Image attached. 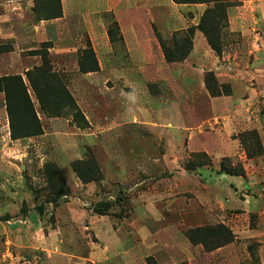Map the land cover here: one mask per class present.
<instances>
[{"label":"rangeland","instance_id":"1","mask_svg":"<svg viewBox=\"0 0 264 264\" xmlns=\"http://www.w3.org/2000/svg\"><path fill=\"white\" fill-rule=\"evenodd\" d=\"M32 2L30 11L34 17L23 18L27 23L25 32H22L24 36L32 33V23L62 16L61 0L59 3L55 0H33ZM69 3L72 1L70 0ZM57 4L60 6L61 16L50 19L49 16L56 13L58 9ZM201 5L206 6L205 10L211 6L210 4ZM185 14L192 19L197 12L190 10ZM91 17L90 22H95L96 19ZM101 17L107 32L108 28L113 30L112 37H109L110 43L116 46L117 50H121L122 36L113 14L104 13ZM81 21L84 19L71 16L67 22L71 28L70 36L61 35L62 30L59 31L60 35L57 32L50 33L49 39L46 37L48 40L40 36L35 42L28 44L34 49L24 53V57H30L32 68L29 71H35L33 78L40 93H45V89L49 90L47 93L49 94L53 91V87L59 83L62 84L80 110L85 123L80 120L78 124L73 119V110L65 104L63 99H59L56 103L51 102L49 106L50 109L58 110L56 116L44 113L24 73L21 79L27 88V94L41 126V134L32 137L42 136L46 128H49L53 134L52 139L47 137L44 139L45 142L30 145L27 156L22 160V169L20 167L16 169L17 182L15 183L17 186L21 185L23 194L22 216L26 217L33 211L40 219L54 221L56 215L66 214L64 207L68 203L73 212L78 213L77 216L80 215L81 210H85V214L82 213V215H86L87 222L90 216L93 219L97 218L100 223L103 221L111 225L120 233L125 244L128 241L137 244L139 238L136 231L142 225L153 234L150 242L159 246L171 241L163 234V230L174 233L176 238L188 241L185 235L188 229L222 224L228 227L235 237L233 243L226 246L229 250L224 254L225 263L229 256L231 264H251L252 255L249 247L256 245L259 263L264 264V170L261 171L264 169V104L262 103L264 94L255 97L251 106L248 105L252 108L248 110L251 114L250 120L245 119L246 128L237 133L233 132L229 136L228 125H226L229 115L224 109L220 108L219 113L214 117L208 114L204 92L206 91L211 98L217 97H212L207 91L204 75L209 72L213 74L216 87L212 86V89L220 91L219 97L231 95L230 82L226 79L221 81L214 72L209 70H204L203 77L200 79L198 73L202 70H196L195 60L191 58L192 56L189 58L193 46L183 61L167 63L164 59L172 67L185 64L184 82L177 83L183 88L181 95L166 90L165 94L158 96V84L152 81L147 86L148 92L152 96H157L159 101L165 102L173 98L181 101L183 107V140L176 145L182 150L177 149L176 156H170V160L180 159L181 170L177 169L175 173L168 174L163 168L165 161L161 158L165 148L164 138L161 137L163 134L158 132V129L138 128L136 125H115L118 120L117 107L120 101L118 97L111 94L114 82L86 79L82 76L87 72L99 70V67L90 47L81 49L77 46L78 30L82 28ZM199 21L197 20L195 25L191 24L186 29L174 33L172 38L181 40L186 35L187 29L196 27ZM225 28L222 30L219 42L221 53L216 54L209 46L212 54L220 59V63L223 64L221 62L223 56L234 52L246 58L253 56L249 53L252 49L244 50L237 47L236 35L229 37ZM154 33L159 42L161 38L156 30ZM172 38L161 40L173 47ZM67 42L71 46L70 50L63 55L56 54L58 46L62 43L66 45ZM11 49L9 45L0 46V54H7ZM90 50L96 62H93L90 54L84 55V52ZM188 58V64H186L185 60ZM94 65L95 69H93ZM245 66H254L257 70L260 67L264 68V65L252 63ZM41 70L45 72L39 74ZM51 74H54L55 78H51ZM198 82H202L204 88L199 89ZM40 83L41 86H39ZM221 86L224 88L221 89ZM155 117L159 118L158 111ZM197 133L202 134L201 137L204 138L201 142L203 150L194 147V134L198 135ZM244 133V142L241 143L239 137ZM229 139L235 140L236 143L233 144ZM196 144L198 145V142ZM88 159L93 160L101 178L99 181L83 184L73 172L72 164ZM224 160L230 161L232 169L243 168L244 174L240 177L246 180L248 186L246 189L235 192L234 188H230L226 178L217 177L218 174L229 175L221 171ZM194 164L198 165L197 167L210 168L216 174V178L205 185L199 183L204 179L194 174L197 167H190ZM11 179V184L14 185L15 178ZM4 182L7 183L3 179L0 180V183ZM195 187L199 190L196 193H194ZM207 190L212 202L204 206L195 194L205 193ZM58 192L62 195L58 196ZM147 210L148 213L145 216ZM175 212L179 216L177 223L174 224L175 219L171 216ZM144 213L145 215L142 216ZM136 218L140 222H136ZM81 230L85 231L83 227ZM79 237L81 236L77 238L78 244ZM204 253L208 252L202 250L194 253L193 264L204 262ZM166 256L167 253L162 252L149 256L137 254L134 260L135 264H161L167 258ZM172 258L180 261L177 264H188L179 259L178 255H172ZM207 259V263L210 264L220 263L221 255H212ZM37 260H43V257L40 255ZM5 264H10V261Z\"/></svg>","mask_w":264,"mask_h":264},{"label":"crops","instance_id":"2","mask_svg":"<svg viewBox=\"0 0 264 264\" xmlns=\"http://www.w3.org/2000/svg\"><path fill=\"white\" fill-rule=\"evenodd\" d=\"M32 1L0 0V46L12 47L7 54H0V180L7 181L0 183V264L9 261L10 264H18V262L21 264H135L134 259L137 254L149 256L161 252L167 253V258L161 264L180 262L173 259L172 255H178L182 261L193 264L194 253L202 251V247L193 246L186 239L176 238L174 233L167 230H163V234L171 241L162 246L150 242L153 234L142 225L136 231L139 238L137 244L127 239L128 242L125 244L120 233L111 225L103 221L100 223L97 218L93 219L90 216L87 222L86 215H82L85 214V210H81L80 215L77 216L78 213H74L68 203L64 207L66 214L56 215L54 221L40 219L33 211L23 217L21 214L24 206L23 194L21 185L17 186L15 183L16 169L18 167L22 169L21 163L27 156L30 145L45 142L44 139L47 137L52 139L53 132L46 128L40 137L15 139L11 137L3 79L13 76L23 77L24 73L32 68L30 57H24L25 52L34 49L28 44L35 42L40 36L48 40L49 34L55 32L58 35L66 34L68 37L71 28L67 22L71 16L84 19L81 21L82 28L78 30L77 46L81 49L90 47L93 50L99 70L87 72L82 76L86 79L114 82L111 94L120 101L115 125H136L138 128L158 129V132L163 134L161 137L164 138L165 145L161 157L165 161L163 168L168 174L175 173L177 169L181 170V161L177 158L170 160V156H176V150L181 149L176 145L183 140L182 103L173 98L165 102L159 101L157 96H152L148 92L147 86L152 81L158 84V96L165 94L166 90L181 95L183 88L177 83L184 82L185 64L172 67L164 61L154 31L156 30L161 39L170 40L174 33L186 29L191 24L195 25L206 6L175 4L170 0H71L72 3H69L70 0H61L60 18L36 21L31 25L32 33L24 36L22 32H25L27 23L23 18L34 17L30 11ZM238 2V6L227 10L225 32L229 37L236 35V46L244 50L252 49L249 53L253 56L246 58L234 52L223 56L221 58L223 64H221L220 59L212 54L205 37L199 31L194 35L193 51L189 56L195 60L196 70H202L198 73L200 79L204 70H209L221 81L226 79L230 82L232 89L230 96L211 98L206 91L204 92L208 114L214 117L219 113L220 108H223L229 115L226 124L229 136L246 128L245 119L250 120L251 114L248 110L252 108L251 103L255 97L264 94V68L260 67L257 70L254 66H245L250 63L264 65V0H238ZM190 10L197 12L192 19L185 14ZM109 12L113 14L119 26L122 36L121 50H117L116 46L110 43L101 17ZM91 16L96 19L95 22H90ZM60 30L62 31L59 34ZM70 47L68 42L66 45L62 43L55 52L63 55L70 50ZM189 58L185 60L186 64ZM198 87L204 88V84L198 82ZM262 103L264 104V99ZM156 110L159 118L155 117ZM197 134H194V147L203 150L201 142L204 138L201 137L202 134ZM199 138L201 139L198 140ZM229 140L233 144L236 143L235 140ZM213 172L205 167H197L194 170L197 177L204 179L199 181L204 185L216 178ZM204 174L208 176H203ZM12 177L15 178L14 185L11 184ZM217 177L226 178L230 188H234L235 192L248 187L246 180L240 176L218 174ZM194 190V193L199 191L196 187ZM195 195L204 206L212 202L208 190ZM147 213L148 210L146 215L144 213L142 216H147ZM178 216L176 212L171 216L175 219L174 224L177 223ZM135 221L140 222L138 218ZM82 227L85 231L81 230ZM78 236H81L79 244ZM228 250L229 248L225 246L211 253H204V262L196 264H210L207 263V258L217 254L221 255V260L220 263L215 264H231L228 255L225 263L224 254L228 253ZM40 255L43 260H37Z\"/></svg>","mask_w":264,"mask_h":264},{"label":"trees","instance_id":"3","mask_svg":"<svg viewBox=\"0 0 264 264\" xmlns=\"http://www.w3.org/2000/svg\"><path fill=\"white\" fill-rule=\"evenodd\" d=\"M59 3V0H55ZM175 4H210L200 18V21L196 27H190L186 31V35L181 40L173 39V47L168 46L163 40L160 39V47L167 63H174L183 61L193 46V38L196 31L201 32L206 38L209 46L214 50L216 54L221 53V47L219 42L222 37V30L226 27L227 20V8L231 6H237L238 0H170ZM57 11L49 16L50 19L61 16L60 6L57 4ZM113 30L108 28V35L112 37ZM39 52H36V54ZM93 58L92 51L84 52V55H88ZM43 58V57H42ZM96 65V64H95ZM94 65V68L96 66ZM35 71L26 72L25 76L28 80L30 87L34 91L37 101L41 110L52 116H56L58 110L56 108L50 109L51 102L56 103L59 99H63L68 107L73 110V119L80 124V120L85 123L80 110L75 105L72 97L68 94L62 84H57L53 87V91L49 94V90H45V93H40L37 84L33 78ZM45 71L41 70L39 74H43ZM40 78V76H37ZM36 77V78H37ZM51 78H55L54 74H51ZM42 78V77H41ZM204 84L207 91L210 92L212 97H219L220 91L212 89V86L216 87V80L211 72L205 73ZM41 86V83L39 84ZM221 89L224 86L220 87ZM3 89L5 93L6 110L9 116V126L11 130L12 138H26L37 136L41 134V126L39 120L34 111V107L27 94V88L23 83V80L19 76L8 77L3 79ZM244 134H240V142H244ZM224 162V164H223ZM194 168L198 165H190ZM229 166V167H228ZM232 167L229 160L222 161L221 171L232 175L242 176L244 170L242 167H238V170L230 168ZM234 168V167H233ZM72 170L77 175V178L83 183L88 184L91 182L99 181L101 174L96 167L93 160L88 159L85 161H79L72 164ZM62 195L58 192V196ZM40 209V207H38ZM98 214L99 211H98ZM186 238L193 246H201L205 252H213L217 249L225 247L233 243L235 237L233 232L222 224H211L202 227L191 228L185 232ZM251 257V264H260L258 256L256 254V245H250L249 247Z\"/></svg>","mask_w":264,"mask_h":264}]
</instances>
